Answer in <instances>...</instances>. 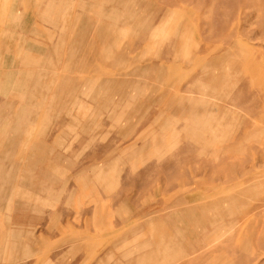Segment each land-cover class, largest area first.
<instances>
[{
    "label": "rangeland",
    "instance_id": "rangeland-1",
    "mask_svg": "<svg viewBox=\"0 0 264 264\" xmlns=\"http://www.w3.org/2000/svg\"><path fill=\"white\" fill-rule=\"evenodd\" d=\"M152 1L161 3L163 0ZM46 3L51 4V7L46 9ZM108 5L102 0H42L37 6L34 0H23L22 3H17L16 0H0V59L4 56L8 60L14 59L20 70H46L52 77L47 95L55 92L57 98L66 99L72 111L77 110V105L83 102L80 111L86 116L83 122L64 121L62 127L54 129L47 137L49 141L55 138L58 143L55 150L63 154L53 163L55 167L52 170L59 174L54 184L45 180L42 186L33 189L36 185L35 166L22 169L9 167L13 171V177L9 190H2L1 187V220L8 221L13 217L12 206L18 200L14 198L16 192L24 194L30 205L39 206L38 212H26L25 218L41 220L49 211H57L64 196L72 190L67 207H64L70 214L64 230L56 234L38 232L41 241L36 252L15 264H124L125 260L139 251L148 249V245L142 247L140 242L146 240L153 243L161 232L169 234L181 244L187 242L190 245L180 247L181 254L173 264H264V0H180L172 8L174 11L161 33L155 36L144 34L143 28L139 27L134 18L126 23H119L112 17L100 16L98 10L109 8ZM134 8L136 9L135 6ZM37 12H46L48 18L51 17L54 21H41L36 16ZM122 12L118 7L117 13ZM147 12L143 11L145 15L142 13L141 17L146 16ZM14 13L18 16L17 22L10 21V16ZM168 31L186 34L182 48L189 51V55L178 57L167 72L165 71L170 76L167 81L162 78H142L155 85L151 93L154 94L156 103L150 108L120 118L114 123L105 119L107 112L99 110L97 101H89L88 97L78 93L68 98L59 87L57 80L64 75L79 79H99L106 71L134 77L130 72L137 66L162 57L167 44L162 39ZM229 39L234 48L231 70L226 67L217 69L222 72L227 70L226 81L232 80L233 85L225 96H222L225 88L217 89L215 129L211 131L212 136L205 133L202 137L203 141L208 140L205 142L208 143L205 152L196 155L198 146H188L180 133L176 136L169 134L165 136L164 147L149 154L142 152L138 155L141 159L134 161L135 166L132 168L127 162L122 163L125 162L123 158L121 163L102 172L118 178L124 171H129L133 177H137L138 172L152 166L151 181L155 185L154 189L158 188L161 192L159 195L154 196V189L151 188L115 185L109 180L99 186L93 181L97 173L95 170L84 172L87 179H91L87 182L66 181L70 174L86 166L85 157L100 150L110 141L125 145L141 132L147 119L157 112L164 111L162 116L170 119V127L178 130L184 121L178 115H171L170 109L167 110L166 107L171 106L173 95L181 93L185 84H188V79L199 74V67L192 62L202 54L199 44L226 40V45H229ZM131 43L137 47L128 51L118 65H111L109 59L114 50ZM32 46L35 49L27 51ZM37 47L42 49L39 54L35 52ZM91 49L98 51L100 56L90 59V71H74L73 65L85 54L88 55ZM48 57H56L58 64L45 66ZM222 76L224 73L217 72V81ZM4 78H0V100L10 98L13 93L21 94L22 108H33L43 117L29 125L31 135L39 130H47L52 124L59 125V122L52 121L54 111L42 105L37 106L36 96L33 100L29 99V87L33 85L30 84V79L25 83L27 87L21 88L18 84L16 86L17 79L7 83ZM11 100L17 103L16 99ZM219 106L223 108H218ZM228 116L231 117L230 122L223 119ZM128 122L136 124V128L130 130L128 136L121 140L115 131L118 128L121 131L126 130ZM14 123L13 120L11 124ZM64 123L69 124L67 129ZM86 124L96 129L94 138L80 134L82 125ZM98 126L100 127L97 130ZM208 126V122H205L203 128ZM154 129L159 130L156 126ZM0 136L12 137L13 131L2 133L0 130ZM143 139L140 138L139 143L142 144ZM230 144L238 145L237 148H232L231 154H215L212 148L215 145L223 150V147ZM177 156L184 159L174 172L175 169L167 164ZM48 157L52 158L51 154ZM223 159L226 163L225 169L232 168V173L238 172L236 177L242 173L247 179L241 180L237 185H229L224 190L225 199L220 200L218 198L221 196H216L215 215L200 218L197 212L170 213L171 209L167 208L150 214L151 218L160 215L150 227L142 224V227L139 225L135 229L133 223L137 217L131 216L128 208H121L118 212L121 213L123 222H119V215L114 211L112 201L117 194L120 195L123 187L130 188L131 203L135 200L137 204L140 205L141 202L144 207H149L163 193L173 195L176 192V195H180L185 188L191 187L189 173L196 169L194 166L199 164L207 168L214 167ZM118 167L121 168L118 170ZM168 172L178 173L172 189L165 188V180L162 179ZM22 177L26 179L25 185L21 184ZM63 182L64 190L60 187ZM212 182L209 178L202 187ZM0 183L3 187H8L3 180ZM94 207L95 213L92 210ZM144 218L140 220L143 221ZM208 224L220 225L223 231L217 232L206 242L203 237L211 235V226ZM76 233L83 235L81 246H77L78 241L70 239ZM55 253L60 257L57 261L52 257ZM190 257L192 258L189 259ZM147 264H154V261Z\"/></svg>",
    "mask_w": 264,
    "mask_h": 264
},
{
    "label": "crops",
    "instance_id": "crops-1",
    "mask_svg": "<svg viewBox=\"0 0 264 264\" xmlns=\"http://www.w3.org/2000/svg\"><path fill=\"white\" fill-rule=\"evenodd\" d=\"M102 1L105 4H109V8L98 10L100 16L112 17L114 21L119 23H126L134 18L137 20L139 27L143 28L144 34L147 33L149 36H155L161 33V29L167 24L168 19L174 11L172 8H174L180 0H163L161 3H156L152 0ZM16 2L22 3L23 0H16ZM41 3L42 0H34L36 6ZM49 6L51 7V4H45L46 9ZM118 7L123 10L121 14L117 13ZM143 11L148 12L146 16L141 17ZM143 15H145V13H143ZM36 16L41 21L50 23L54 21L51 17L48 18L49 15L46 12H37ZM17 17L18 16L15 13L11 14L10 21L17 22ZM178 25L179 23L175 26ZM185 39L186 34L184 32L177 34L168 31L165 33L162 41L167 42V44L162 57L158 58V60H148L137 66V68L130 72L134 77H127L125 75L121 76L119 73H109L106 71L103 72L101 78H92L93 80L90 77L87 79H79L64 75L60 78L58 77L59 79L57 81L60 85L59 87L63 89L68 98H71L78 93L82 96L85 95L88 97L89 101H97L99 110L107 112L105 114V119L115 123L120 118L137 114L142 109L150 108L151 105L156 103V98L154 94H152L155 85L142 78L148 77L153 78L154 80L162 78L167 81L170 76H167L168 74H166L165 71L168 70L178 57L189 55V51H184L182 48ZM225 41L226 40L213 44H199L202 54L198 58L192 60V62L199 67V74L191 76L188 79V84H185L181 93L177 92L173 95V100H171L173 103L171 102V106L166 107L167 110L170 109L169 112L171 115H178V117L184 121L178 130H173L170 127V119L162 116L164 111L157 112L147 119V124L144 125L141 132L125 145L121 146L115 144L114 141H110L106 146H102L100 150L98 149L91 155L85 157L87 160L86 166L80 168V170L76 171L74 174H70L66 178V181L82 180V182H87L91 179H87L84 172L87 170H95L97 173L93 178V181L99 186H103L105 181L109 180L110 183H114L115 185L122 184L123 186L130 185L142 189H154L155 185L152 184L151 181L152 166L138 172L137 177H133L129 171H124L118 178L113 177L112 174L102 172L105 169L108 170L121 163L123 158L125 159V162L122 161V163L124 164L127 162V165L132 168L135 166L134 161L141 159L138 155H141L142 152H147L149 154L164 147L165 136H168L169 134H174L176 136L180 133L188 146H198L196 155L205 152L208 145V143L205 142L208 140L203 141L202 137L205 133H209V135L212 136L211 131L215 129L217 89L225 88V91L222 94V96H225L227 95V91L231 89L233 85L232 80L229 79L226 81L227 76H225V72H227V70H223L222 72L217 69H224L226 67V69L231 70L232 67L231 57L234 51V48H232L233 44H231V39H229V45H226ZM136 47L137 46L134 43H131L125 45L123 48H117L109 59L110 64L118 65L127 52ZM34 49L35 47L32 46L27 48V51L30 52ZM35 52L39 54L42 52V49L37 47ZM98 56H100L99 52L91 49L88 52V55L85 54L83 58H80V61L78 60L79 62L76 61L77 63L73 65V70L77 72L83 71L84 69L90 71V59ZM7 60L8 58L5 56L0 59V67L3 68H0V78L2 76L5 77L4 82L7 83L12 79H17L18 81H15L16 86L18 84V87L21 88H26L27 86L25 83L30 79V84L33 83V85L29 87V99L33 100L34 96H36L38 98L36 102L37 106L42 105L54 111L52 121L56 123L59 122V125L54 126V124H52L47 130H39L31 135L29 125L42 119L43 117L41 114H37L36 110H33V108H22L20 101L23 100V96L21 94H10V98L16 99L17 103H13L10 98L0 100V130L2 133L13 131L12 137L0 136V181L3 180L8 185V187H3V184L0 183V194L1 187L2 190L3 188L9 190L11 187L10 183L13 177V171L10 168L22 169L24 167L35 166L36 172L34 179L36 180V185L33 189L42 186V184L45 183V180H50L54 184L58 180L59 174L57 171L55 172L52 170L55 167L53 163L63 154L55 150L56 145H58L56 140H54L55 138L49 141V138L47 137L54 129L62 127L64 121L78 123L83 122L86 118L83 111H80L81 107H83V102L82 104L80 103L77 105V110L72 111L66 99L57 98L55 92L47 95L48 84H52V77L46 73V70H35L31 72L22 69L20 70L17 67L19 64L14 63V59H9L8 63H6ZM46 61L47 64H45V66L47 67L56 66L59 62L56 57H48ZM19 63L21 64V61ZM70 68H72V66ZM217 72L224 73V76L220 78V81H217ZM115 74L120 77H117ZM55 88H57V86H55ZM193 92H196L197 94ZM218 108L223 107L219 106ZM166 109L164 110L166 111ZM96 111L97 109L94 112ZM223 119L228 120L227 122L231 121L230 116ZM11 120L15 121L13 125L11 124ZM205 122L206 124L208 122L209 126L204 129L203 126ZM68 125L66 124L65 129L68 128ZM154 126L159 129V132L154 129ZM99 127L100 126L97 127V130ZM134 128H136V124L128 122L126 130L121 131V129L118 128L116 129L115 134L122 140L126 138L130 130H133ZM95 132L96 129L90 124H86L85 126L82 125L80 129V134L82 136L87 135L94 138ZM41 137L43 140H40ZM142 137L144 139L141 144L139 143V139ZM212 146L215 154L218 152H228L231 154L232 148H237L238 145L230 144L223 147V150H221V148H216L215 145ZM13 152H16V155H13ZM49 154H51L52 158L48 157ZM183 159V157L177 156L175 159L169 161L167 166H170L171 168L173 167V169H175L174 172H176V168L181 165ZM246 162L247 161H245V163ZM194 167L196 169L189 173V179L192 184L191 187L185 188L180 195H176V192L173 193V195L163 193L161 194L162 196L149 207H144L141 202L139 205L135 200L131 203V201H129L130 188L126 189V187H123L120 195L117 194L112 201L114 211L119 215V222H123L122 218H120L121 213L118 212L121 208H128L131 211V216L137 217L135 223H133L135 229H137L139 225L142 227V224L150 227L155 218L157 219L160 217L159 215L158 217L155 216L154 218H151L150 214L167 208L171 209L170 213L181 212L183 214H188L190 212H197L200 218L215 215L216 196H221L218 198L220 200L225 199L223 195L225 192L224 190L229 185H237L241 180L247 179L242 173H239V177H236L238 172L232 173V168H228V170L225 169L226 163L224 159L220 160L219 164L214 167L207 168L206 166L199 164ZM238 167L240 168V166ZM120 168L118 167V170ZM217 169L218 172L216 171ZM174 172H168L165 177L163 176L162 179L165 180V188L171 187L169 189H172L174 181H177L178 173L176 174ZM245 173H247V170ZM209 178L213 182L206 187H202V185L207 183V179ZM20 180L21 184L25 185L26 179L22 177ZM64 186V182L63 184H60V187H62L61 189L63 190ZM160 193L161 192L158 188L154 189V196L159 195ZM71 194L72 190H69L62 200L61 207L57 211H49L45 218L34 220L35 218H25V213L32 211L38 212L39 206L30 205L24 197V194L16 192L14 198L18 200L12 206L14 212L12 214L13 217L8 221L1 220L0 218V264H15L16 261L21 260L26 256L33 255L41 241L38 232L44 231L48 234L62 232L69 222L70 214L64 207H67L66 205L70 200ZM92 210L93 213H95L96 208L94 207ZM145 216L147 218H144ZM140 218H144L143 221L140 220ZM201 221L204 222V220ZM230 224L233 225L231 222ZM208 225L211 226L209 231V234L211 235L203 237L206 242L208 239L215 236L217 232L223 231L221 230L223 227H220V225ZM81 238H83V235L81 233H76L75 236L70 239L78 241L77 246H81ZM139 244H142V247L148 245V249L139 251V253L132 258L125 260L124 264H147L150 261H154V264H173L172 262L179 258L178 256L181 254L180 247L182 245L190 246L187 242L181 244V242L174 237L169 234H163L162 232L156 236L153 243L145 240ZM52 257L56 261L60 258L56 253L52 254ZM191 258L192 257L189 259ZM23 264L31 263L24 262Z\"/></svg>",
    "mask_w": 264,
    "mask_h": 264
}]
</instances>
